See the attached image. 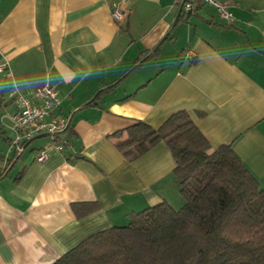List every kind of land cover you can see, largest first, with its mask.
<instances>
[{
  "label": "crops",
  "instance_id": "1",
  "mask_svg": "<svg viewBox=\"0 0 264 264\" xmlns=\"http://www.w3.org/2000/svg\"><path fill=\"white\" fill-rule=\"evenodd\" d=\"M225 1L230 21L202 3L185 14L176 0H0L11 73H0V160L14 155V88L53 85L71 125L64 152L35 134L0 176V264H51L130 212L182 204L162 141L133 160L117 149L138 120L157 128L185 111L210 150L230 145L264 185V0ZM118 2L121 22L110 14ZM157 53L161 67L121 83ZM82 202L97 207L78 215L71 205Z\"/></svg>",
  "mask_w": 264,
  "mask_h": 264
},
{
  "label": "trees",
  "instance_id": "2",
  "mask_svg": "<svg viewBox=\"0 0 264 264\" xmlns=\"http://www.w3.org/2000/svg\"><path fill=\"white\" fill-rule=\"evenodd\" d=\"M70 131L68 124L61 133L62 152ZM161 141L173 157L182 204L162 200L130 212L126 223L89 235L51 264H264V185L230 145L210 150L185 111L157 128L135 121L115 145L133 160ZM13 152L0 160V176L20 155ZM71 207L80 215L97 203Z\"/></svg>",
  "mask_w": 264,
  "mask_h": 264
},
{
  "label": "built area",
  "instance_id": "3",
  "mask_svg": "<svg viewBox=\"0 0 264 264\" xmlns=\"http://www.w3.org/2000/svg\"><path fill=\"white\" fill-rule=\"evenodd\" d=\"M176 3L185 14L191 13L197 4L202 3L213 7L221 19L225 21L232 19V13L225 0H176ZM110 14L116 22H121L127 12L120 7V2H118L112 4ZM0 73H4L6 76L11 75L7 62L0 63ZM10 95L16 105L15 111L9 116L11 128L14 130L10 147L17 154H21L25 143L33 135L46 133L56 143L57 149L61 151L63 139L60 131L65 127L67 118L56 113L61 101L55 87L51 84H43L28 92L14 88ZM46 157L45 151L41 150L36 159L43 161Z\"/></svg>",
  "mask_w": 264,
  "mask_h": 264
},
{
  "label": "rangeland",
  "instance_id": "4",
  "mask_svg": "<svg viewBox=\"0 0 264 264\" xmlns=\"http://www.w3.org/2000/svg\"><path fill=\"white\" fill-rule=\"evenodd\" d=\"M207 7H208V6H207ZM162 51H163V54H164V56H165L164 59H167V57L169 56V51L171 52V48H170L169 50H166V49H165V46H164V47L162 48ZM162 51H161V52H162ZM162 63H163V60H162V58L159 56V53H157V54H155L154 56H151V57L145 59V60L142 62L141 66L138 67V68H136V70L133 72V74H131V76H130L127 80H125V82H121V83H122V84H123V83H127V81H128L131 77H135V76L137 77L139 74H142V73L147 74V73L151 72V70H153L154 68H156V67H161ZM122 84H121V85H122ZM13 137H14V135L11 136V138H13ZM49 137H50V136H49ZM27 151H28V150H26L25 154L27 153Z\"/></svg>",
  "mask_w": 264,
  "mask_h": 264
},
{
  "label": "water",
  "instance_id": "5",
  "mask_svg": "<svg viewBox=\"0 0 264 264\" xmlns=\"http://www.w3.org/2000/svg\"><path fill=\"white\" fill-rule=\"evenodd\" d=\"M180 9H181V7H179V11H180ZM178 11V12H179ZM159 45V43L156 45V46H158ZM69 119H70V117H68L67 118V121H66V124H65V127L60 131V132H63L64 130H65V128L68 126V124H69ZM9 168H10V166L7 168V170L4 172V174L2 175V176H4L6 173H7V171L9 170ZM1 176V177H2Z\"/></svg>",
  "mask_w": 264,
  "mask_h": 264
}]
</instances>
